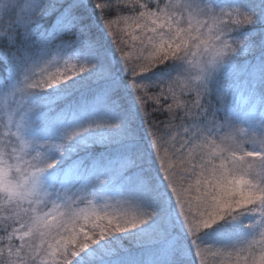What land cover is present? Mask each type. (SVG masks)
<instances>
[{
	"label": "snow or ice",
	"instance_id": "obj_1",
	"mask_svg": "<svg viewBox=\"0 0 264 264\" xmlns=\"http://www.w3.org/2000/svg\"><path fill=\"white\" fill-rule=\"evenodd\" d=\"M0 264H264V0H0Z\"/></svg>",
	"mask_w": 264,
	"mask_h": 264
}]
</instances>
